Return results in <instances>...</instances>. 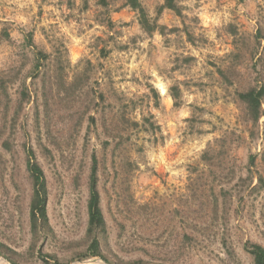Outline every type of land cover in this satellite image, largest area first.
Returning <instances> with one entry per match:
<instances>
[{
	"label": "rangeland",
	"instance_id": "obj_1",
	"mask_svg": "<svg viewBox=\"0 0 264 264\" xmlns=\"http://www.w3.org/2000/svg\"><path fill=\"white\" fill-rule=\"evenodd\" d=\"M139 1L152 33L127 0H0L1 264H254L247 243L264 247V103L255 123L238 95L264 83V0ZM28 149L49 191L35 231Z\"/></svg>",
	"mask_w": 264,
	"mask_h": 264
},
{
	"label": "trees",
	"instance_id": "obj_2",
	"mask_svg": "<svg viewBox=\"0 0 264 264\" xmlns=\"http://www.w3.org/2000/svg\"><path fill=\"white\" fill-rule=\"evenodd\" d=\"M102 5L107 4V0H99ZM178 0H165V8L175 11L181 15ZM127 4L138 13L140 24L146 32L155 31V25L150 23V19L144 7L139 0H127ZM260 33L264 36V29L260 28ZM26 42L31 48H35L32 35L26 37ZM38 56H44V53L37 51ZM240 100L246 105L250 121L258 122L262 115V106L264 103V83L256 89H250L238 94ZM26 169L32 180V199L30 203V221L34 231L39 225H48V200L49 191L45 173L38 163L32 149L27 150ZM88 233L93 235L92 242L88 248L87 257H103L100 241L97 232L104 231L106 220L101 207V195L98 189L97 160L94 158L92 172L89 180V199H88ZM2 246V245H0ZM246 250L252 255L254 264H264V247L259 244L247 243Z\"/></svg>",
	"mask_w": 264,
	"mask_h": 264
},
{
	"label": "bare ground",
	"instance_id": "obj_3",
	"mask_svg": "<svg viewBox=\"0 0 264 264\" xmlns=\"http://www.w3.org/2000/svg\"><path fill=\"white\" fill-rule=\"evenodd\" d=\"M1 264V263H0ZM88 264H100L99 262L90 261Z\"/></svg>",
	"mask_w": 264,
	"mask_h": 264
}]
</instances>
